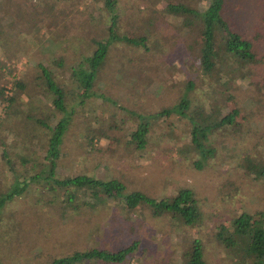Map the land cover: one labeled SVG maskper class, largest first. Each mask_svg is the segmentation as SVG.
I'll use <instances>...</instances> for the list:
<instances>
[{
  "label": "rangeland",
  "instance_id": "1",
  "mask_svg": "<svg viewBox=\"0 0 264 264\" xmlns=\"http://www.w3.org/2000/svg\"><path fill=\"white\" fill-rule=\"evenodd\" d=\"M101 1L0 0V82L5 94L12 93V79L24 85L13 93V111L0 101V192L11 180L33 173L37 166L32 163L43 159L46 133L23 115L48 117L50 125L63 116L49 103L39 67L72 89L68 66L91 51L90 39L106 33L109 15ZM170 1L202 8L204 0ZM164 3L116 0L114 31L144 36L146 46L115 41L107 47L91 86L107 100L89 97L79 104L77 94L66 95L69 123L55 172L115 178L123 192L138 190L154 198L188 189L198 218L184 226L176 215L153 214L147 205L128 209L114 197L94 202L93 208H63L52 192L57 190L29 184L0 204V264H46L74 251L128 246L130 252L115 264H178L193 238L206 264H233L228 247L214 240V229L239 213L258 212L264 224V174L254 178L242 170L246 159L264 161V0H225L221 11L234 30L251 36L256 28L260 34L254 46L259 61L237 67L235 80H221L220 86L213 83L233 74L232 66L220 61L218 73L212 71L214 82L193 77L188 55L198 37L177 15L163 12ZM57 58L60 66L54 67ZM187 80L193 82L190 90L183 88ZM180 97L189 99L187 113L198 104L201 116L209 114L198 125L211 126L237 111L229 123L194 137L195 146L190 126L175 113L152 116ZM143 119L148 122L145 144L137 148L129 132ZM20 156L28 159L26 171Z\"/></svg>",
  "mask_w": 264,
  "mask_h": 264
},
{
  "label": "trees",
  "instance_id": "2",
  "mask_svg": "<svg viewBox=\"0 0 264 264\" xmlns=\"http://www.w3.org/2000/svg\"><path fill=\"white\" fill-rule=\"evenodd\" d=\"M57 1L66 2L70 0ZM115 2L116 0L101 1V5L108 11L109 15L105 35L100 38L90 39L92 42L91 51L88 54L79 56L75 65L68 66L67 68V75L74 85L72 89H64L62 84L54 82L50 74L39 67L41 77L43 78L44 91L50 95L49 103L55 110L63 113V116L55 121L53 125H50L47 122L48 117L43 120L31 114H27L28 116L23 115L24 118L32 119L34 125L42 127L46 133L45 149L42 151L43 159L37 165L36 162L32 163L31 166H37L33 173L23 174L20 180H11L9 186L0 192V204L3 200H7L12 194H17L29 184H43L48 190L58 191L52 192L58 193L61 207L63 208L73 207L74 210H77L79 206L93 208L94 202L100 203L103 200L114 197L125 208L130 209L135 207V205H147L153 214L167 212L169 215H176L179 222L184 226H191L198 218V212L193 202V194L188 189H176L174 195L169 198L166 196L154 198L138 190L123 192V184L115 178L95 179L84 174L60 176L55 172L56 162L60 155L59 147L63 140L64 131L69 123L68 118L64 117V113L66 112L64 98L72 92L77 94L79 104L89 97H100L107 100V95L95 91L93 93L91 90L92 83L98 79L97 69L104 61L103 57L107 47L115 41H122L134 46L145 45L144 36L118 34L114 31V19H116ZM224 2L225 0H204L199 2L202 4V8H199L189 7L188 4H184L182 1L172 2L165 0L162 8L163 12L165 10L167 14L177 15V17L181 18L183 27H193L190 32H194L198 37L199 41L192 47L193 52H189L188 55L191 64H193V67L190 65V73L193 74V77H197L199 80L203 79L214 82L217 78L212 71L218 73L216 65L218 63L221 65L220 61L229 68L232 66L231 70L233 74L220 76L217 82L213 83L219 86L222 84L221 80L222 82L228 81L229 83L235 80L237 67L256 64L259 61L254 46L257 44L255 37H260V34L256 28H254L251 36L234 30L230 20L225 19L223 16L227 14L221 11ZM35 14H37V11L31 12L32 16ZM56 60L53 66L59 67L60 59L57 58ZM1 76L2 72L0 71V78ZM4 87V84L0 82V101L5 102L7 110H12L11 105L17 98L13 93H20L24 85L20 79H12V93L9 94H5L6 88L4 89ZM192 87L193 82L191 80L184 81V90H190ZM226 87L224 86L223 88ZM188 100L180 97L173 104L171 103L165 108L154 111L152 116L160 118L168 116L170 113H175L185 121L187 127L190 126L189 130L191 132H189L192 137V141L190 142H194L195 146H198L197 136L199 138L202 137L205 130L207 131L216 125L229 123L237 111L235 109L231 110L211 126L208 124L198 125V121L203 118L208 119L209 114L201 116L198 104L194 105L193 109L187 113L189 108L187 104ZM7 113L8 111L5 112L6 115ZM147 123L143 119L136 124V129L129 132L128 140L134 141L137 148H142L145 144L144 137L147 132ZM90 139L88 137L89 142ZM27 160L23 156L19 157L20 166L23 164L21 168L23 171H26L24 163ZM259 160L261 159H246L242 169L243 172L252 174L254 178L262 176L264 174V161L261 162ZM7 167L13 174L15 173L12 165L9 164ZM262 222L261 214L258 212H253L252 214L239 213L236 217L231 218L226 225L220 224L214 229V240L220 242L223 247H228L227 249L232 256L230 260L233 264H264V224ZM130 248L131 246L126 248L121 247L114 251L106 249L74 251L62 257L47 260L46 264H115L124 259V256L130 252ZM178 264H206L202 259L198 240L194 238L190 239L187 251L179 259Z\"/></svg>",
  "mask_w": 264,
  "mask_h": 264
}]
</instances>
